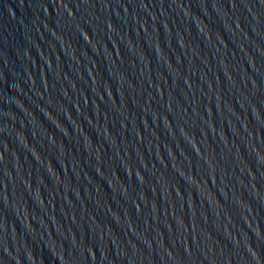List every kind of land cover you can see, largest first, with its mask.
Returning a JSON list of instances; mask_svg holds the SVG:
<instances>
[{
	"label": "water",
	"instance_id": "1",
	"mask_svg": "<svg viewBox=\"0 0 264 264\" xmlns=\"http://www.w3.org/2000/svg\"><path fill=\"white\" fill-rule=\"evenodd\" d=\"M0 264H264V0H0Z\"/></svg>",
	"mask_w": 264,
	"mask_h": 264
}]
</instances>
